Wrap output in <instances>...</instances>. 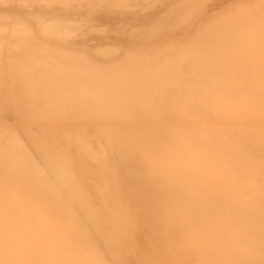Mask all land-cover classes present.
Segmentation results:
<instances>
[{
	"label": "bare ground",
	"instance_id": "1",
	"mask_svg": "<svg viewBox=\"0 0 264 264\" xmlns=\"http://www.w3.org/2000/svg\"><path fill=\"white\" fill-rule=\"evenodd\" d=\"M0 264H264V0H0Z\"/></svg>",
	"mask_w": 264,
	"mask_h": 264
}]
</instances>
